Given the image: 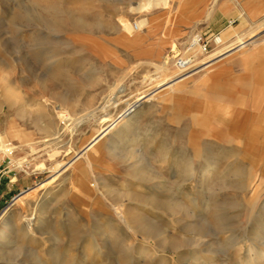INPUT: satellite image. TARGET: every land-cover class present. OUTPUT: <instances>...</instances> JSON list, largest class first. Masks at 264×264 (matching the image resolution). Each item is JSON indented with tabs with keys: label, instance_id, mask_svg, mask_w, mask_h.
Masks as SVG:
<instances>
[{
	"label": "rangeland",
	"instance_id": "1",
	"mask_svg": "<svg viewBox=\"0 0 264 264\" xmlns=\"http://www.w3.org/2000/svg\"><path fill=\"white\" fill-rule=\"evenodd\" d=\"M140 1L0 0V78L9 74L15 86L0 82V138H8L0 222L15 224L0 264H264L256 239L264 223V23L247 46L209 65L235 33L249 31L247 22L220 10L207 20V2L150 0L137 10ZM50 4L57 25L34 24ZM195 33L209 40L206 52L190 47ZM247 39L238 35L232 47ZM182 56H192L187 70L176 64ZM56 69L71 75L69 85ZM252 72L259 82H250ZM42 74L55 76L64 102L34 84ZM132 115L120 145L116 130ZM36 121L65 130L61 140L43 142ZM205 161L216 171L202 194ZM147 182L165 188L152 203ZM17 196L24 200L13 203ZM40 213V229L25 234ZM143 249L157 254L144 261Z\"/></svg>",
	"mask_w": 264,
	"mask_h": 264
},
{
	"label": "bare ground",
	"instance_id": "2",
	"mask_svg": "<svg viewBox=\"0 0 264 264\" xmlns=\"http://www.w3.org/2000/svg\"><path fill=\"white\" fill-rule=\"evenodd\" d=\"M157 2H160V1H164V0H156ZM152 2L150 0H147V1H140L136 7H134L135 9L137 10H143L145 8H149L151 6ZM60 10V9H59ZM45 11H46V14H42V13H37L35 12V14H33L32 16V19L31 21L34 22V24L36 25H46V26H56L57 25V21L54 19V15L57 13V7L55 6V4H50L47 6V8H45ZM48 13H50V15H48ZM62 22V21H61ZM136 29H139L140 28V25L137 24L136 25ZM193 37V36H192ZM191 37V38H192ZM190 38V39H191ZM215 43H218L220 42V40L216 37L214 39ZM56 47V46H55ZM51 48V47H50ZM194 48H197L198 50L201 51V49L198 47V46H195ZM44 51H46L48 55V59H52L53 55H52V51L51 50H48V49H45ZM61 59H57V60H53L54 62H58L60 61ZM47 65V64H46ZM167 65H164L160 68H162L163 70H168L169 67H166ZM55 74L56 75H59L61 76V81L65 84V85H69V83L71 82V75L68 74L67 72H64L62 70H59V69H56L55 70ZM186 77V75H183L182 77H180L178 80L174 81V83L178 82V81H181L183 80L184 78ZM11 76L9 74H3L0 78V82L1 83H4L6 85V88L8 90H13L15 86H13V82L12 80L10 79ZM55 76H45V75H39L38 78H36V81H34L35 85L37 84V86L39 87V89L42 91V92H47V97L49 99V101H58V102H64V98L62 97V95H59L57 93V82L56 80L54 79ZM23 80V79H22ZM22 82V81H21ZM24 82V81H23ZM123 89V88H122ZM13 95V94H12ZM11 95V96H12ZM117 97V96H116ZM118 99V98H117ZM108 100V99H107ZM105 100V101H107ZM114 100V99H113ZM104 101V102H105ZM116 104V103H115ZM89 112V111H88ZM136 112V111H135ZM94 113V111L86 114V115H83L81 117H77L75 119V122H82L85 120L86 116H91L92 114ZM133 112L132 110H129L127 112L128 115H131ZM134 115V114H133ZM130 117V118H127V120L125 121L126 124H124L121 128H118L116 130V134L118 133H121L120 134V138H119V141H120V145L121 144H125L126 143V140H127V137L128 135L130 134V131L129 128L133 125L134 123V117ZM105 116V115H104ZM37 120V118H35ZM52 121V120H51ZM73 123V120L71 121ZM71 122L67 123L66 124V128L70 127V125L72 124ZM52 123V122H51ZM119 123V122H118ZM53 124V123H52ZM36 125L39 127V130L40 132H43L44 133V140L43 142L45 143H48V144H56L58 143L62 138L65 130H63L62 132H59V133H52L50 131V126L48 127L47 123L44 122V123H41L39 124L38 121H36ZM72 127V126H71ZM75 127V126H74ZM113 128V127H112ZM70 129V128H69ZM71 130V129H70ZM108 134V133H107ZM132 134V133H131ZM105 135V134H103ZM114 136V135H113ZM136 137V136H135ZM20 138V136H19ZM8 138L5 137V138H0V152H3L4 154L7 153V147L5 146L6 144V140ZM130 140V138H129ZM108 142V141H107ZM128 142V141H127ZM132 142V141H131ZM133 143V142H132ZM119 144V143H118ZM120 147V146H119ZM124 147V146H123ZM120 149V148H119ZM114 150V149H112ZM125 150V149H124ZM124 150H122L124 152ZM115 152L116 151H113V152H110V154L112 156L115 155ZM94 151H84V155H85V160L86 161H90L91 159V156L93 155ZM84 160V159H83ZM213 162V161H212ZM86 163V162H84ZM205 163H207L205 161ZM42 164V163H41ZM209 164V166H207ZM43 165V164H42ZM41 166V165H40ZM45 166V165H44ZM203 170L200 171V175H199V187L201 188L199 190V193H202L204 194L202 191L208 187L211 183H212V175L215 173L216 171V167L215 165L211 164V163H207L205 167L202 168ZM191 170V169H190ZM193 171L191 170V173ZM147 189H149L150 191H153L154 189H156V192L155 193H152L151 194V197H150V202H154L156 200H158L159 198L157 197V194L159 193H163L165 190V188H163V186L159 183H155V182H147L146 184H144ZM212 185V184H211ZM130 188V187H129ZM33 190V189H32ZM31 192L30 190L28 191V193ZM130 193V192H129ZM27 194V193H26ZM133 194V193H132ZM25 196V195H24ZM205 196V195H203ZM202 197V195H201ZM204 198V197H203ZM23 199V196H17L15 197L13 203H17L19 202L20 200ZM24 200V199H23ZM117 208L120 210L118 215H120L121 218H125L126 217V208L124 207V204H121L119 206H117ZM185 211V210H184ZM42 213V212H41ZM39 214V215H36L33 220H32V225L30 224H27L26 228H27V231L25 232V234H29L30 236H34L37 232L38 229H40L41 227V224H42V214ZM3 215L4 213H2L0 215V220L3 218ZM261 219V218H260ZM123 220V219H122ZM257 220L259 219H256L255 221L257 222ZM263 221V220H262ZM2 223V224H1ZM0 253L5 249V248H10L11 246V243H12V239H13V228H14V222L12 221V219H5L4 221L2 220V222H0ZM254 224V223H253ZM256 224V223H255ZM259 227H260V231L256 234V239L259 240L261 242V244H264V223H262V227H261V221L258 222L257 224ZM255 226H253L254 228ZM257 228V226H256ZM262 228V229H261ZM252 229V228H251ZM254 230H256L254 228ZM253 231V230H252ZM256 232V231H255ZM24 233V232H23ZM146 235H152V232H148ZM253 238V237H252ZM251 240V239H249ZM164 243V240L163 239H159V240H156L155 241V245L157 246H160ZM104 249V243H99L98 245L96 244L95 246V250L97 252H101L103 251ZM157 254V250L155 249H143L141 250V258H143L144 261L146 260H149V259H152L156 256ZM140 256V255H139ZM259 259L261 260H264V249H261L260 253H259ZM76 257V256H75ZM85 257H87V255H84L83 258L80 260L81 261H84V259H86ZM72 263V262H71ZM79 263V262H78ZM77 263V264H78ZM8 264V263H7ZM80 264V263H79Z\"/></svg>",
	"mask_w": 264,
	"mask_h": 264
},
{
	"label": "crops",
	"instance_id": "3",
	"mask_svg": "<svg viewBox=\"0 0 264 264\" xmlns=\"http://www.w3.org/2000/svg\"><path fill=\"white\" fill-rule=\"evenodd\" d=\"M196 1L209 3L205 12V16L207 20L210 19L218 10H220L219 13H221L220 14L221 18H226L227 20L237 18L240 19L241 24L247 22L251 26V28L247 32L235 33L234 40L231 42V44L227 46L228 49L226 51H223V49H221L220 51L217 50L216 55L210 59L211 62L209 63V65L220 59L223 55L227 54L228 52L229 53L234 52L236 50L241 49L242 47L247 46L254 37L252 35L256 32L255 25L258 24L259 22L264 23V0H196ZM222 11L226 13H223ZM238 35H246L248 39L232 47V43L236 41L235 39ZM224 36L226 38L230 37L231 31H225ZM217 38L220 40V44H218L217 46L220 47L223 44V42L221 38L219 37ZM260 77H261L260 73L252 72L250 77L251 80L250 82L252 81L259 82ZM257 88L261 89V86Z\"/></svg>",
	"mask_w": 264,
	"mask_h": 264
},
{
	"label": "built area",
	"instance_id": "4",
	"mask_svg": "<svg viewBox=\"0 0 264 264\" xmlns=\"http://www.w3.org/2000/svg\"><path fill=\"white\" fill-rule=\"evenodd\" d=\"M195 46H198L201 51L206 52L209 49V40L201 33H195L190 40V47L193 49ZM192 56H182L177 59V66L179 68L187 70L191 65Z\"/></svg>",
	"mask_w": 264,
	"mask_h": 264
}]
</instances>
